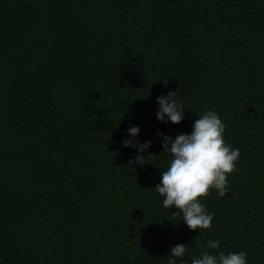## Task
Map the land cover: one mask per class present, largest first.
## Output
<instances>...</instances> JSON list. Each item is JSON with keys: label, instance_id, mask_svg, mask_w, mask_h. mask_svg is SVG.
Wrapping results in <instances>:
<instances>
[{"label": "trees", "instance_id": "obj_1", "mask_svg": "<svg viewBox=\"0 0 264 264\" xmlns=\"http://www.w3.org/2000/svg\"><path fill=\"white\" fill-rule=\"evenodd\" d=\"M168 90L179 123L155 117ZM205 109L240 154L225 195L201 198L211 227L190 230L154 189L156 132ZM208 238L264 264V0H0V264H169L185 243L179 264Z\"/></svg>", "mask_w": 264, "mask_h": 264}, {"label": "clouds", "instance_id": "obj_2", "mask_svg": "<svg viewBox=\"0 0 264 264\" xmlns=\"http://www.w3.org/2000/svg\"><path fill=\"white\" fill-rule=\"evenodd\" d=\"M167 88L165 77L159 79ZM158 121L179 123L183 117V95L178 90H168L155 97ZM197 119L192 122L190 131L178 133L175 137L157 130L161 138L162 152L167 153V167L160 171V181L154 187L162 197L161 205L177 209L188 229H207L211 227L213 214L201 202L209 189H215L218 197H223L228 191L227 174L235 169L239 157V148L226 143L223 139L224 122L219 114L212 109L195 113ZM125 132L129 138L121 141L124 147L135 148L129 164L143 166L151 160L152 153H146L151 145L150 140L140 142L135 140L139 126L129 125ZM146 153V154H142ZM177 211L173 212L175 214ZM197 253L188 259H180L179 264H247V253L244 250L212 252L218 249L219 240L208 238L203 245L196 243ZM188 246L176 243L169 250V264H176L178 258L185 256Z\"/></svg>", "mask_w": 264, "mask_h": 264}]
</instances>
